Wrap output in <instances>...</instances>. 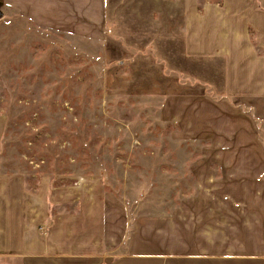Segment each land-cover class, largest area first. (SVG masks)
<instances>
[{
    "label": "rangeland",
    "instance_id": "1",
    "mask_svg": "<svg viewBox=\"0 0 264 264\" xmlns=\"http://www.w3.org/2000/svg\"><path fill=\"white\" fill-rule=\"evenodd\" d=\"M101 1L96 18V0H31L36 23L0 0V173L42 196L46 226L62 216L77 233L105 198L130 222L162 216L193 197L201 158L254 155L256 137L264 149V120L211 128L261 71L240 51L190 54L188 0Z\"/></svg>",
    "mask_w": 264,
    "mask_h": 264
},
{
    "label": "crops",
    "instance_id": "2",
    "mask_svg": "<svg viewBox=\"0 0 264 264\" xmlns=\"http://www.w3.org/2000/svg\"><path fill=\"white\" fill-rule=\"evenodd\" d=\"M3 1L24 16L33 5L31 0ZM63 4L59 17L68 14ZM55 5L35 12L54 17ZM203 7L199 9L196 0L187 2L188 52L240 51L254 72L261 71L245 90H228L238 109L230 106L219 112L211 128H254L256 134L264 120V60L257 55L264 43V0H216ZM101 9L102 1L96 0V18ZM29 17L44 23L36 15ZM204 37L211 40L208 49L200 41ZM246 147L259 152L201 158L194 171L202 178L195 194L168 214L130 222L125 207L105 198L92 222L96 237L73 231L71 221L62 216L46 226L38 208L42 196L30 199L21 179L0 173V264H264V149L257 137ZM31 210L42 214L40 220Z\"/></svg>",
    "mask_w": 264,
    "mask_h": 264
}]
</instances>
